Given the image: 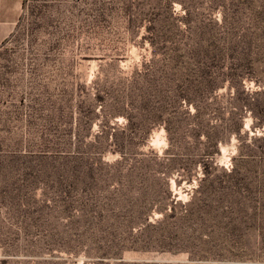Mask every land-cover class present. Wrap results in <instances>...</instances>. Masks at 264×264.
Here are the masks:
<instances>
[{
    "label": "rangeland",
    "instance_id": "1",
    "mask_svg": "<svg viewBox=\"0 0 264 264\" xmlns=\"http://www.w3.org/2000/svg\"><path fill=\"white\" fill-rule=\"evenodd\" d=\"M171 34L185 50L212 58L208 124L220 133L241 120L238 136L214 145L188 135L167 152L162 126L142 136L122 132L125 120L112 117L107 92L150 62ZM97 91L107 100L96 117ZM260 123L264 0H24L0 50V264H264ZM148 166L170 171L171 197L146 175ZM205 167L218 176L205 185L215 187L217 209L204 239L214 234L216 248L189 241L199 220L156 224L163 215L155 209L147 222L121 231L144 240L146 250L120 256L101 246L115 226L99 222L96 203L184 205ZM131 168L135 176L127 175Z\"/></svg>",
    "mask_w": 264,
    "mask_h": 264
},
{
    "label": "trees",
    "instance_id": "2",
    "mask_svg": "<svg viewBox=\"0 0 264 264\" xmlns=\"http://www.w3.org/2000/svg\"><path fill=\"white\" fill-rule=\"evenodd\" d=\"M168 8L170 12L173 10L172 5ZM126 12L130 14V6L126 8ZM154 52L155 57L150 62L144 63L141 68H136L129 77L120 80L115 89L107 92L113 98V103L110 105L112 117L120 116L125 120L122 132L132 131L147 136L152 129L162 126L170 142L167 152L174 144H182L188 135L198 138L205 136L207 141L212 140L214 145H217L233 133L237 136L240 134L243 128L241 120L226 126L220 133L218 127L211 128L208 124L211 105L208 98L213 91L215 79L209 71L208 64L212 59L210 56L185 50L172 34L166 36ZM156 54H159L158 58ZM254 97L255 95L252 98ZM106 100V96L97 91L94 101L90 104L91 114H95L98 106L106 104ZM255 104L256 100L252 101V105ZM190 106L194 107V111H191ZM259 126H264V123H260ZM110 136L114 143L117 134L111 133ZM203 156L210 158L211 153L206 150ZM144 169L146 175L160 182L171 197L167 181L170 171H164L161 167L154 169L150 166ZM214 170L215 168L205 167L203 179L190 201L184 205L179 204L175 199L162 204L154 202L147 204L145 200L139 199L131 205L118 198L108 201V204L96 203L99 207V222L102 225L115 226L106 236L100 237L101 246L116 251L120 256L124 250H146L144 240L131 239L129 236H124L121 231L131 228L139 221L147 222L152 210L155 209L163 215L156 224L164 223L169 218L181 221L193 218L195 221L199 220L196 233L188 238L189 241L193 243L197 239L205 247L213 244L211 249L216 248L218 242L214 234L208 233V237L204 239V234L207 233L206 224L215 220L217 209L215 203L217 198L213 195L215 187L211 191L205 187L210 182L218 181ZM136 172L137 169L131 168L127 175L135 176ZM182 241L184 242V239ZM218 251L222 252L221 247H218Z\"/></svg>",
    "mask_w": 264,
    "mask_h": 264
},
{
    "label": "crops",
    "instance_id": "3",
    "mask_svg": "<svg viewBox=\"0 0 264 264\" xmlns=\"http://www.w3.org/2000/svg\"><path fill=\"white\" fill-rule=\"evenodd\" d=\"M24 0H0V50L21 21Z\"/></svg>",
    "mask_w": 264,
    "mask_h": 264
}]
</instances>
